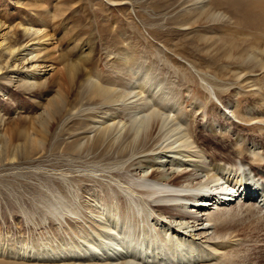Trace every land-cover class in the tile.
Instances as JSON below:
<instances>
[{
  "label": "rangeland",
  "instance_id": "obj_1",
  "mask_svg": "<svg viewBox=\"0 0 264 264\" xmlns=\"http://www.w3.org/2000/svg\"><path fill=\"white\" fill-rule=\"evenodd\" d=\"M199 2L0 0V43L4 41L0 47V65L7 64V70L0 72V264H100L104 260L101 256L110 254L114 247L124 252V243L119 242L118 235L123 233L124 226L123 231L127 228L128 232L124 236L134 235L131 248H144L139 245L140 239L153 237L170 218L158 219L160 213L155 207L151 208L155 212L147 213L146 205H162L166 201L142 192L136 183L152 169L163 171L167 178L172 175L178 168L175 164L178 156L174 153L180 149L178 146L182 147L178 140L183 132L190 133L187 136L192 151L201 152L204 159L198 163L201 169L190 164V178L195 185L206 181L214 164L237 166L245 176L255 173L249 170L250 163L263 178L264 104L258 95L264 98V78L259 76L260 72L251 74L237 68L232 58L225 60L224 46L220 49V43L213 48L206 47L205 42L219 38L225 43L235 42L239 35L233 22L235 11L239 17H250L254 22L255 29H244L251 38L253 34L264 37L261 26L264 20L251 7V1L226 0L228 12L225 13L232 23L217 20L204 24L201 20L191 25L198 16L194 12ZM186 11H191L192 16ZM26 25L33 27L31 32L37 30V36H23ZM11 40H16L17 45L27 43L26 51L15 52V58H11L6 50ZM28 53L32 54V61H26L30 58ZM16 59L20 60L13 63ZM78 60L82 61L81 73L90 75L93 82L97 80L113 88L110 90L114 93L110 100L114 101L113 106L110 102H87L84 89L79 87L81 81L73 79L68 86L65 64ZM19 64L24 67L22 71L18 70ZM42 65L44 68L36 74V80L41 79L48 91L28 90L25 77ZM237 73L239 79L235 78ZM251 75L262 80L253 81ZM245 77L251 78H246L249 84L245 83ZM250 84L252 87L244 89ZM56 95L64 101L62 114L48 122L42 134L40 120L51 111L49 102L56 100ZM68 102H71L69 107ZM152 111L164 118L159 138L157 135L140 154L119 155L118 147H127L124 128L134 122L132 119L138 120ZM239 112L253 119L246 123L238 117ZM112 122L119 127L116 134L107 138L113 130L110 131L105 137V147L92 150L90 140L106 125L115 128ZM210 128L215 133L210 134ZM16 133L27 135L28 147H23L25 136L15 140ZM1 141H13L16 147H10L6 156ZM113 141L115 148L104 152ZM167 147H172L171 151ZM219 147L237 148L234 152L241 157L244 150L246 165L240 162L237 153L235 158L212 161L209 154L219 153ZM254 158L263 162L256 163ZM255 182L251 185L255 186ZM237 203L228 206L230 213ZM174 209L166 212H177ZM116 216L120 218L118 225H124L117 227L118 232L113 226ZM249 220L242 223L244 229L240 225L235 229L243 246L237 255L231 254L234 260L231 255L227 257L230 263L238 258L233 264H264V230L260 227L259 233V228ZM108 221L111 225H107ZM94 235L99 239L92 257L98 259L90 256H87L90 260L72 259L73 251L85 250ZM156 245L152 249L161 248L160 244Z\"/></svg>",
  "mask_w": 264,
  "mask_h": 264
},
{
  "label": "bare ground",
  "instance_id": "obj_2",
  "mask_svg": "<svg viewBox=\"0 0 264 264\" xmlns=\"http://www.w3.org/2000/svg\"><path fill=\"white\" fill-rule=\"evenodd\" d=\"M215 1L216 0H200L199 6H197L198 3L196 4V6H197L196 11L195 12L193 11L195 14H196V12H198L197 13L198 16L196 17V20L194 22L192 21L193 23L191 22L192 23L191 25H197L198 21H201V20L204 21V24L216 22L217 20L220 22L221 21H223V22L228 21L229 23H232V22H230V21H232V19L229 16H227L225 13V11L228 12V10L226 8L227 7L226 0H220V1H216V2ZM237 1H239V0H237ZM249 1H251V3H252L251 7L252 8L254 7L255 8L254 10L258 11V12L256 11L257 15L262 20H264V0H249ZM248 3H250V2H248ZM238 4H239L238 6H240L241 2ZM224 8H225L224 11H217L219 9H224ZM182 10H184V9H182ZM244 11H245V9H244ZM190 12L191 11H186L185 13L191 15ZM237 12L238 11H235V13H234L235 19H233V20H235V21H233V22H235V32H239V35L236 36L235 42L225 43L223 40H221L219 38V40L213 39L209 42H205V46L206 47L207 46L208 47L213 46V48H214V47H216L217 43H220L219 44L221 46L220 49L224 46V51L222 50L223 51L222 57L225 60H229L232 58L233 61L235 62V66L237 68H239L241 70H243V69L247 70V72H249L251 74H256V73L260 72L259 76L262 75V78H264V37L261 38V37L257 36L259 34H257V35L253 34L252 38L249 37L248 36L249 34L247 35V33L244 32V29L250 30L251 28H254V22L252 20L251 21L249 20V19H251L250 17L249 18L246 17L245 19L243 18L242 15H241V17H239V15H237ZM236 16H237V18H236ZM255 16H256V14H255ZM191 18H194V16L190 17V19ZM186 19H187V17H186ZM261 19L259 21H261ZM263 24L261 26H264ZM255 27H256V25H255ZM31 28H33V27H29L26 25L22 30V35L23 36H30V37L37 36V34H38L37 30L31 32ZM257 28H259V27H257ZM254 31H256V30H254ZM244 33H245V35H244ZM246 35L248 36V38L246 37ZM3 42L4 41H2L0 43V47L2 46ZM201 42H203V41L201 40ZM17 44H18V42L16 40H11L8 43V46H6L7 53L11 58H15L14 57L15 52H18L20 54L22 52H25L26 48L28 46L27 43L25 45H17ZM34 44H32L30 46H33ZM28 56H30V58L26 59V61H32V59H33L32 54L28 53ZM47 59H48V57H44V60H47ZM19 60L16 59L13 63H15ZM81 62H82L81 60H78V61H73L72 63L67 62L65 64L64 77H65V81L68 84V86L72 83L73 79H76V82L81 81L79 87L84 89L83 92L85 94V98H86L87 102L99 101V102L109 103L110 100H112V94H114L113 92H111L112 91L111 89H113V88L109 89V87H106L107 84L105 86V84L103 85V84L99 83L100 81L98 82L97 80H96V82L95 81L93 82L90 75H86V74L81 73V71H80ZM6 65L5 66L0 65V72L1 73H2V71L7 70ZM19 65H21V68L18 70L22 71L24 67L22 64H19ZM37 67L39 70L36 68L30 74L28 73L29 75H27L25 77L26 79H24V83H25V85H27L28 90H30V91L32 89L36 88L39 90L41 89L39 91V93H46V91H48V89H46L44 87V83L42 84L41 79L36 80L37 79L36 74L41 72V70H42V68H44V66L43 67L37 66ZM45 68H46V66H45ZM236 76H238V73L235 74V78L239 79L240 76L239 77H236ZM252 76L253 75H251L250 77H252ZM250 77H249V79H251ZM246 78L247 77H245L244 79H246ZM262 78L261 79L257 78V79L262 80ZM247 79L245 80V83L249 84V82H248L249 79L248 80ZM252 79L254 81V79H256V78L252 77ZM240 83L242 84V82H240ZM251 85L252 84H250L249 86L245 85L246 87L244 86V89L247 87L248 88L252 87ZM239 87H241V86H239ZM255 91H257V90H255ZM249 92H251V90ZM253 94H254V92H253ZM258 96L260 97L262 103L264 104V98L263 99L261 98L262 94H260ZM117 98H119V97H117ZM254 98H255V96H254ZM122 99H123V97H122ZM118 100H120V98ZM113 102L114 101H112V103L110 102L111 104L109 103L110 106L114 105ZM118 102H120V101H118ZM49 104L51 105V111L45 117H43L40 120V130H41L40 133H42V134H43V129L46 130L45 127L47 126L48 122L57 119V117L62 114L64 101H63V98L61 96L56 95V100L49 102ZM66 106L67 107L71 106V102L66 103ZM158 113L152 111L149 113V115H147L145 117H141L138 120L132 119V121H134V122L131 121L132 123H130L129 126L124 128V130H123L124 136L121 135V136H123L125 141L127 140V142H126L127 147L120 146V147H118L116 152L119 155L120 154L124 155V154H127L129 152L130 153H133V152L138 153L140 150L145 148V146H147L151 141H154V139L157 137V135H158L157 138H159V134H161L163 132L162 128H164V118H163V116L161 117V115H159ZM223 113L226 116H229L228 112H223ZM238 117H240L241 120L245 121L246 123L248 121L250 122L253 119V118H249V119L246 118V116L243 114V112H239ZM135 119H137V118H135ZM229 119H231V118H229ZM178 121H179V119H178ZM113 122H112V124L114 125L115 122L114 123ZM109 124H111V123H109ZM117 125H119V124H117ZM114 126H116V125H114ZM210 127H211V124H210ZM212 128H214L213 124H212ZM212 128H210V129H212ZM118 129H119L118 126L113 128V126H109V125L104 126L103 129L100 128V131H98L96 134L97 136L94 137L93 140L89 139L91 141L90 147H92V150H93V147H94V149H97L99 147H103L107 142V139H105L106 135L110 131L113 130L109 134V136L107 137V138H109L110 135H112L113 133L118 131ZM210 129H209V131L212 132L210 134L215 133V131L213 129H212L213 131H211ZM123 131H121V132H123ZM182 131H184V130H182ZM180 132H179V134H180ZM181 134L182 135H180L179 140L177 138V140L180 141V143L182 145V147L178 146L181 150L178 149L175 153H174L175 150L172 152L178 156L175 158V160H176L175 164H177L178 168H176V170H173V171L171 170L173 172V173H171L172 175L169 176V178H167V177H165V173H163V171H159L158 169H154V170L152 169L151 173L148 174V172H147L146 175H144V177L136 183L137 184L136 188L139 187L141 189V191L143 190L142 192L148 194L149 196H157L158 195L156 197L157 199H162V200L165 199V201H166V202H163L162 205H154V206H152L150 204L146 205L145 210L147 211V213H149L151 215V212H155V211H153V209L151 210V208L155 207V208H157V210H159V213H160V214H157L158 215L157 217H159L158 219H165V218L166 219L170 218V219L167 220L166 224H163L162 227H160L161 229L158 228L159 231L157 233L154 232L153 237L152 236L151 237L147 236V238L144 237V240H142V241L140 239V243L142 242L141 244L136 242L140 246H143L145 249L144 248L139 249L140 247H138V249H133V248H131L130 245H132L131 243H135V240H133L134 235L132 237L131 236H124L123 233L127 232L126 231L127 228L125 229V232H124L123 229L125 228V226L123 225L124 228H122L123 226H121L120 224L118 225L120 218L117 217L118 216L117 215L116 218H114V220H113L114 225L113 224L112 225L114 226V229L116 231L118 230L117 227L121 226L120 228H122L121 231L123 233H120L121 231H119V233L122 234L124 237H120V234H118V235H119V242L122 241V243L120 242L122 245L124 243L123 249H122V245L119 242L117 243V241H115L114 243L115 244L117 243L119 249L124 250V252L123 251L120 252L119 250H116L114 247L115 246V244H114V245H112L114 247V250L112 249V251H110V254H109V252H107L108 255H105L104 257L101 256V259L102 258L104 259L103 263H101L102 260H101V262H99V260L97 261L100 264H113V262H114V264H222V263L223 264H231V263L233 264L236 260H238V258L236 257L237 259L235 258L236 260L234 262L230 263L229 262L230 258L228 260L227 257L229 255H231L233 252H235L233 254L237 255L236 252L239 253L237 250L240 251L241 249H239V247L243 246L242 239L238 236V234L236 232L237 227L240 228L239 225L242 226V223H244V222L246 223L247 219L248 220L252 219L249 221L250 222L252 221V223L254 222V224H255L254 226H257L259 228V231H258L259 233H260V227H261V229L263 228V230H264V184H263L264 181H262L264 176L262 178V176H260L261 174H258L259 172L257 173L258 169H256V166L251 165L249 163L250 164V165L248 164V166H250L249 170L251 172L254 171L255 173H252L253 175H251V174H249L250 173L249 172L245 176H242L241 172H240L241 168H239L237 166L235 168H232V167L225 166L223 164H221V165L220 164H216V165L214 164V166L211 169V172L209 174L205 173V174H208L206 181L203 184H198V185L196 184L195 185L190 178V175H191L190 171L192 169H189V168L193 164L194 165L197 164V168H200L198 166V163H199V161H202L204 159L201 157L202 154L200 151H199L200 153L192 151V144L189 142L188 136H187L190 133L187 134V133L183 132ZM23 136H25L24 139L26 140L27 135H22L21 133H18V134L16 133L15 140H19ZM174 137H176V136H174ZM161 138H163V136H161ZM114 141L111 143V145H110L111 147L105 148L104 152L107 153V152L112 151L113 147L115 146L114 145L112 147V145L114 144ZM152 143H154V142H152ZM175 143H177V141ZM1 144L3 145L2 153H4L6 156L9 154L10 147H16L14 145L13 141L12 142L1 141ZM120 144H122V143H120ZM139 145H141V147H135V146H139ZM142 145L144 147H142ZM170 146H171V144H170ZM23 147H28V140H26L24 142ZM171 148L172 147H167L166 149L167 150L170 149L169 151H171ZM194 148H196V147H194ZM231 148L230 147H219L220 152L219 153L213 152L211 156L209 154V157H211V160L215 161V162H216L217 158H221V159L223 158L224 160L230 159L231 156H233L235 158L236 157L235 154L237 152L235 153L234 150L237 151L236 150L237 148H235L234 150L232 148V150H230ZM145 150H147V148ZM150 150H151V148H150ZM240 150H241V148H240ZM240 150H238V152ZM152 151H154V150H152ZM161 151H162V149H161ZM213 151H215V150H213ZM242 151L244 152V150H242ZM243 152H240L243 154V157L240 156L241 154L240 155H239V153H237V154H238V156H240V158H239L241 160L240 162L243 163L244 165H246L245 162H247V160H245V155ZM140 153H138V154H140ZM260 159H262V158H260ZM254 160H256V159L254 158ZM256 161H258L256 163H259V164H261L263 162V160H262V162L260 161L261 163L259 162V160H256ZM249 162H250V160H249ZM256 163H254V164H256ZM190 164H192V165H190ZM172 167H174V165ZM193 170H195V167ZM242 171H246V170H242ZM167 175H169V173ZM259 180H260V182H259ZM253 182L256 183L255 186L251 185V184H253ZM235 201L239 202V203H237L239 206L237 205V208L234 209L235 211L233 210L230 213L229 212L230 210L227 208H229L228 206L231 203H235ZM211 207H214L213 211L207 212L210 210ZM155 208H154V210H155ZM171 208H173V209L175 208L174 210H177V212H175L173 210L175 213H169V212L167 213L166 211L170 210ZM146 211H145V213H146ZM163 214H168L170 216L169 217H162ZM243 214H244V216L242 218L241 216ZM147 215L148 214H146V216ZM149 217H151V216H149ZM240 218H242V219L240 220ZM108 219L109 218H107V220ZM243 219H244V222L242 221ZM177 220H178L179 225L174 224V223H177ZM109 221H110V219H109ZM109 221H108V223H109ZM111 221H112V219H111ZM121 221L124 222L123 220H121ZM122 222H121V224H123ZM108 223H107V225H111V223H109V224ZM116 225H118V226H116ZM103 226H106V225L104 224ZM109 227H111V226H109ZM126 227H127V225H126ZM120 228H119V230H120ZM149 229H150V227H149ZM232 229H234V231ZM243 229H244V227H243ZM209 230L213 231V232L209 233ZM240 231H242V230L239 229V232ZM261 232H262V230H261ZM126 235H128V234H126ZM262 235H264V234H262ZM136 238L138 241V237H136ZM98 239L99 238L97 236L90 239L88 241V243H86V249L84 248L85 250H83V251H78V250H76L78 252L73 251V255H72L73 258L72 259H74V258H80L81 259L82 257H84V259H85V257H86V260H87V258H88L87 256H90L91 259L94 258V257H92V255H94V253L96 252L95 251V248H96L95 242H97ZM156 244H160L159 246H161V248L152 249L153 245L156 248L158 247V245H156ZM96 246H97V244H96ZM42 254H44V253H42ZM42 254H39V255H42ZM71 254H67L68 257ZM98 256L100 257V254ZM90 257L88 258L89 260H90ZM96 257L97 256H95V258ZM95 258H94V260H95ZM97 259H98V257H97ZM233 260H234V257H233ZM233 260H231V261H233ZM239 264H241V263H239Z\"/></svg>",
  "mask_w": 264,
  "mask_h": 264
}]
</instances>
